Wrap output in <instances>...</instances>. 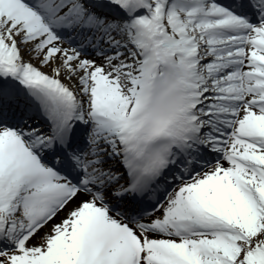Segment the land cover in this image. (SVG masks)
Masks as SVG:
<instances>
[{
	"label": "snow or ice",
	"instance_id": "obj_1",
	"mask_svg": "<svg viewBox=\"0 0 264 264\" xmlns=\"http://www.w3.org/2000/svg\"><path fill=\"white\" fill-rule=\"evenodd\" d=\"M0 264H264V0H0Z\"/></svg>",
	"mask_w": 264,
	"mask_h": 264
}]
</instances>
